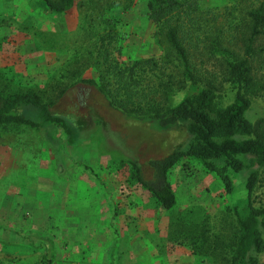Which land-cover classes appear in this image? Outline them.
Listing matches in <instances>:
<instances>
[{
  "label": "rangeland",
  "instance_id": "374dc122",
  "mask_svg": "<svg viewBox=\"0 0 264 264\" xmlns=\"http://www.w3.org/2000/svg\"><path fill=\"white\" fill-rule=\"evenodd\" d=\"M108 1L75 0L67 12L51 14L40 0H0V93H33L41 102L52 101L50 111L75 126L72 133L53 128L30 105L19 110L37 127L0 125V157L6 154L0 159V264L47 259L50 264H224L218 244L207 253H196L191 244L200 245L195 238L200 233L209 246L231 236V209L245 195L241 181L236 178L235 190L226 194L200 164L179 160L166 173L175 203L163 209L132 179L130 164L137 162L150 180L149 160L184 148V129L128 118L92 86L66 87L80 76L96 75L87 52L90 33L111 26V45L124 60L157 58L165 49L152 36L145 0L128 9H108ZM232 1L200 0L199 5ZM200 58V82L214 85L219 101L231 98L221 65ZM248 117L264 119V90L251 97ZM254 199L264 203V177ZM259 261L264 264V252Z\"/></svg>",
  "mask_w": 264,
  "mask_h": 264
},
{
  "label": "trees",
  "instance_id": "16d2710c",
  "mask_svg": "<svg viewBox=\"0 0 264 264\" xmlns=\"http://www.w3.org/2000/svg\"><path fill=\"white\" fill-rule=\"evenodd\" d=\"M40 1L52 14L70 10L75 2ZM199 1L145 0L146 16L154 28L152 36L165 47L157 58L124 60L119 48L111 45V26L106 32L90 33L92 48L87 47V52L96 75L80 76L66 87L75 83L92 86L109 107L128 118L155 119L160 129L175 125L184 129V148L149 160L150 180L142 177L137 162L130 164L132 179L163 209L175 203L166 173L179 160L189 158L200 164L217 178L226 194L235 190L238 178L245 195L231 209V236L209 246L208 238L200 233L195 235L200 245L191 246L196 253H207L218 244L224 264H260L259 256L264 252V203L255 202L254 196L264 177V119L252 122L248 112L251 97L264 90V0H233L214 8H201ZM134 2L111 0L106 8L120 5L128 9ZM99 20L109 22V18ZM202 56L221 65L223 78L232 90L228 100L219 101L214 85L200 82L196 62L201 65L203 59L197 58ZM51 104L52 101L41 102L33 93H0V125L25 123L37 127V122L19 110L20 106L30 105L42 114L44 122L72 133L73 121L63 122L50 111ZM75 136V132L70 134L68 142L72 143ZM49 260L43 264H50Z\"/></svg>",
  "mask_w": 264,
  "mask_h": 264
},
{
  "label": "crops",
  "instance_id": "0c3cea01",
  "mask_svg": "<svg viewBox=\"0 0 264 264\" xmlns=\"http://www.w3.org/2000/svg\"><path fill=\"white\" fill-rule=\"evenodd\" d=\"M72 9V8H71ZM48 12V11H47ZM67 12V11H66ZM50 13V12H49ZM52 14V13H51ZM60 14H63V13H60ZM3 156H5L6 157V154L4 155L3 153L1 154V157H0V159L1 158H3ZM0 162H2V161H0ZM16 162V161H15ZM31 182V181H30ZM11 192V191H10Z\"/></svg>",
  "mask_w": 264,
  "mask_h": 264
}]
</instances>
